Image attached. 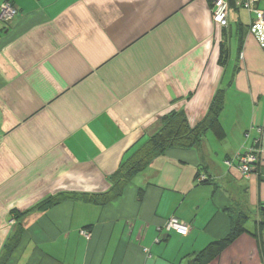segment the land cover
<instances>
[{"label": "crops", "instance_id": "0c3cea01", "mask_svg": "<svg viewBox=\"0 0 264 264\" xmlns=\"http://www.w3.org/2000/svg\"><path fill=\"white\" fill-rule=\"evenodd\" d=\"M5 1L17 12L0 21V254L14 210L107 190L164 116L184 111L195 126L225 95L221 130L156 157L118 199L30 212L5 264H200L231 229L226 208L248 215L247 232L207 264H264V46L252 15L230 12L221 64L212 0ZM255 138L262 163L245 177L236 165ZM173 215L187 234L160 230Z\"/></svg>", "mask_w": 264, "mask_h": 264}, {"label": "trees", "instance_id": "16d2710c", "mask_svg": "<svg viewBox=\"0 0 264 264\" xmlns=\"http://www.w3.org/2000/svg\"><path fill=\"white\" fill-rule=\"evenodd\" d=\"M236 2L237 0H228L229 14L231 11L241 9ZM228 27L229 25L223 27L224 41L221 45L219 59L221 64H225L230 55V48L226 39L228 36ZM224 97V89H218L212 99L208 113L195 126L189 124L184 111H172L164 116L159 129L140 145L130 157L123 160L119 168L111 175L109 179L110 185L107 190L98 193L69 192L49 195L31 209L22 212L14 210L15 216L18 217V223L0 254V264H5L9 260L25 230L24 219L33 210L45 211L67 198H81L99 205L112 202L124 194L126 186L137 173L145 170L156 157L164 154L168 149L195 147L201 142L203 136L209 130H221L220 116L224 107ZM226 210L229 211L231 217V229L229 233L224 238L213 241L199 252L194 259L195 262L207 264L217 257L229 244L235 241L240 234L247 232L246 222L248 215L240 210H229L228 208Z\"/></svg>", "mask_w": 264, "mask_h": 264}, {"label": "built area", "instance_id": "2783aa9c", "mask_svg": "<svg viewBox=\"0 0 264 264\" xmlns=\"http://www.w3.org/2000/svg\"><path fill=\"white\" fill-rule=\"evenodd\" d=\"M261 0H237L240 8L246 9L252 16L250 19V30L253 32L261 45L264 46V9L260 7ZM212 18L213 21L222 27L229 25V3L228 0H212ZM17 10L10 1H5L0 5V21L9 22L16 14ZM262 127H257L259 134L262 133ZM248 136V134H247ZM259 138L254 139L252 146L239 157V163L236 165L238 170L245 176L249 177L262 163L261 151L258 147ZM230 167L234 165L232 160L226 162ZM206 176L202 175L201 180ZM161 231L169 232L171 230L187 234L190 230V223L173 215L168 218L160 228ZM86 236H90L89 231L82 230Z\"/></svg>", "mask_w": 264, "mask_h": 264}, {"label": "rangeland", "instance_id": "374dc122", "mask_svg": "<svg viewBox=\"0 0 264 264\" xmlns=\"http://www.w3.org/2000/svg\"><path fill=\"white\" fill-rule=\"evenodd\" d=\"M262 6L264 7V0H262Z\"/></svg>", "mask_w": 264, "mask_h": 264}]
</instances>
